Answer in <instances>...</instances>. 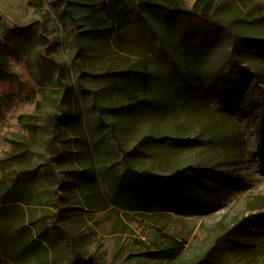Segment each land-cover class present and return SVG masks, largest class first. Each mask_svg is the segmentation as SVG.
Returning <instances> with one entry per match:
<instances>
[{
    "label": "rangeland",
    "instance_id": "obj_1",
    "mask_svg": "<svg viewBox=\"0 0 264 264\" xmlns=\"http://www.w3.org/2000/svg\"><path fill=\"white\" fill-rule=\"evenodd\" d=\"M84 2L0 0L6 27L31 31L20 53L0 55L10 71L0 73V197L23 193L0 204V227L25 239L20 253L0 248V264H264L263 111L244 98L257 73L264 86V43L253 39L264 38V0H216L235 44L225 28L193 26L196 0L173 25L134 13L108 39L88 29ZM224 56L243 78L234 92L217 80ZM133 69L151 88L135 87ZM51 135L61 150L49 148ZM143 168L158 182L185 170L195 195L140 200L129 182ZM59 196L78 210L62 211ZM255 213L204 257L218 233ZM178 242L185 249L173 252Z\"/></svg>",
    "mask_w": 264,
    "mask_h": 264
},
{
    "label": "trees",
    "instance_id": "obj_2",
    "mask_svg": "<svg viewBox=\"0 0 264 264\" xmlns=\"http://www.w3.org/2000/svg\"><path fill=\"white\" fill-rule=\"evenodd\" d=\"M86 5H79L78 7L81 10L86 12V20L88 22V29L94 33L95 37L101 39H108L109 37L117 35L119 32L128 27L134 18V13L138 16L141 23H149L151 21L155 22H164L168 25H173V17L179 11H185L183 4L185 0H84ZM215 2L216 0H196L190 12L194 20L193 26L203 30V31H214L220 29V27L225 28L228 33V37L231 38L233 44H235L236 34H233V19L228 20H219L217 17V11H215ZM85 6V7H84ZM194 27V28H196ZM74 38L77 39L79 32L74 28L71 29ZM28 31V32H27ZM31 31L29 29L24 30H10L6 27L4 22L0 18V55H5L6 53H20L22 41L25 36H28ZM25 35V36H24ZM186 35L182 37L179 41L182 43L184 51H188V44ZM257 43H264V38L259 39L253 37ZM231 55V54H230ZM233 56V55H232ZM231 58V57H230ZM230 58L224 56L219 62V74L217 80L222 85L221 89L224 91L234 92L239 87H242V76L240 72L235 69V66L232 64ZM52 60L41 61V65L50 66ZM174 65V71L179 70V65ZM124 71V70H123ZM119 71V72H123ZM5 73L10 75V71L7 69V63L1 61L0 56V73ZM130 72L133 81L135 82V87L139 89H149L151 86L148 84V78L145 76L146 72L139 73L133 69L128 70ZM229 73L228 79H224L223 75ZM134 74V76H133ZM130 76V75H129ZM145 76V77H142ZM257 78L254 81H251L249 85V92L244 97L246 103L249 105L258 104L262 109V118L259 124V154L264 158V86L261 85V75L256 74ZM16 79L12 80L15 81ZM122 85L112 84V88H121ZM134 98V97H132ZM139 102H146L143 98H137ZM149 102V101H148ZM95 108L102 109L98 103L93 102ZM55 114L50 113V118ZM49 148L54 150H61L55 142L54 135H51ZM50 158H52L50 156ZM75 165V162H74ZM76 171V170H74ZM135 174L139 175L136 181H130L129 185L132 190H134L140 198V200L145 201L146 199L154 200L162 199L166 196V193H170L173 197H176L179 202L183 198H190L195 195L196 185L194 186L191 180L189 179L188 174H186L183 169H176L173 174H168L166 176H161V182L155 180L157 175L150 171L147 168L142 170H133ZM75 174V172H74ZM61 184L62 181L60 182ZM205 184V183H204ZM203 184V185H204ZM120 186L124 187L123 181L120 182ZM16 190L19 194L14 196V199L9 198L13 192ZM9 193L6 197H0L1 206L14 202L16 198H19L21 190L17 188L7 189ZM12 196V195H11ZM63 196L51 198L52 203L60 207L62 211L71 212L78 210L79 206L68 205L65 201H62ZM7 207V206H5ZM9 208V207H8ZM11 209V208H9ZM8 209V210H9ZM259 214V213H258ZM257 213L251 214L250 216H244L234 225H229L222 232L218 233L214 238L212 245L209 246L204 257L206 259H211L216 252H220L224 249V244L227 239L233 238L238 233L242 227L248 226L250 223H254L256 220ZM58 229L57 232H64L65 228L55 225ZM15 229V230H14ZM0 248L10 250L13 253L21 252L23 250L22 245L25 244V239L20 236L18 237V228H12L9 233H4V225L0 227ZM33 240L39 241L38 237H35ZM185 249L184 244L176 243L173 252H181Z\"/></svg>",
    "mask_w": 264,
    "mask_h": 264
}]
</instances>
